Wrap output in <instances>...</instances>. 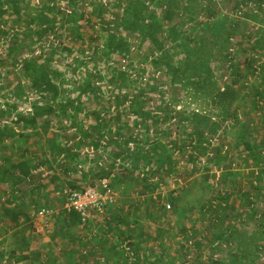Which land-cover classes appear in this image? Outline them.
<instances>
[{
  "label": "rangeland",
  "instance_id": "374dc122",
  "mask_svg": "<svg viewBox=\"0 0 264 264\" xmlns=\"http://www.w3.org/2000/svg\"><path fill=\"white\" fill-rule=\"evenodd\" d=\"M55 1L62 2V5L64 4L66 7L68 5L67 0ZM26 2L30 6L25 4L20 8L21 17L12 7L6 14L9 26H4V29L12 33L16 32L17 36H19V41L15 42L16 44L11 47L12 45L9 42L13 36L10 41L6 40L3 46L0 44L1 50L11 47L9 48L11 51L15 48L27 53H36V50L42 49L49 39V36L46 37L45 35L40 38L36 33L30 36L27 34L29 29L27 28L26 15L29 10L32 11V6L36 4V0H26ZM169 3L171 4L168 7L172 13L171 20H168L169 24L179 23L182 20L183 23H186L183 27L193 28L195 25L198 26L200 21L208 22L221 15L235 21L240 26L238 34L231 39L232 43L229 51L232 58L226 61H213L212 63L216 74L214 82L218 78V81L216 80L217 86L214 87L209 84L206 90L212 89L211 91H215L216 88L214 98L210 94L196 93L195 90L188 91L187 89L183 98H174L172 96L170 103L174 106L176 101L177 107L180 108L182 106L181 110L186 111L185 116H189V118H192V115L196 112L201 116L208 117L210 124L218 120L221 121L222 127L216 133L217 137H219L216 142L219 143L224 140H233L234 142L232 134L234 135V132L238 130L237 124L239 122L244 124L247 122L251 126V133L255 136L259 149L263 148L261 155L264 158V0H198V4L193 5V11H185L186 15L184 18L192 17L191 21L186 20V22L181 16L184 8L183 4L185 6L186 3H181L177 0H170ZM208 6L212 8L213 15H209L210 9ZM87 9L94 12L90 17H88L89 14L84 12V18L80 20L87 42L83 47L81 44L73 43V40L68 36L71 24L66 23V14L58 11L54 15L55 26L61 28L62 35H64L62 37L64 41L62 48L53 45L57 49L61 48V51L55 54V59L66 58L65 62L73 65L70 72L75 68L74 63L77 64L75 75L81 77L79 81L87 75L84 73L86 66L92 65L91 61L86 65H82V62L80 63L81 58L84 59L92 55L88 45L90 39L87 35L89 33L93 34L97 44L103 42L106 36L105 31L99 24L101 18L96 14L92 4H89ZM239 9L241 12H238ZM200 10L202 11L200 12ZM93 22L97 23L93 24ZM166 24L168 23L166 22ZM0 35L5 36L1 31ZM133 36L138 35L133 34ZM132 43L139 44L140 42L135 38ZM63 47L71 48L72 55H68V52ZM145 51L146 47L142 50H132L131 59H133L134 68L141 75L130 77L131 86L127 88L130 89L129 91L132 95L142 88L148 90L145 98L146 110L149 109L154 115L160 116L159 125L156 127L154 125L155 133L158 132L155 134V138L171 149L175 167L172 171L174 176L171 178L168 173L162 176L166 173L164 170L168 168L169 164L166 163L162 171V167L158 166L155 159H153V161L148 163V168L151 169L152 174L156 173L154 176H158L160 181L162 179L163 186H159L158 189L156 188L150 192L151 190L145 189L150 182L148 178L138 175V170L135 172L131 168L124 169L112 181L117 194V204L112 208L115 218H112L109 224L107 223L108 228L103 224L102 226L92 224L86 229H82L79 224L74 225L64 213L63 203L60 200L63 198L57 196V191L59 187L72 185L70 183L75 182L73 177L67 176L64 171L66 166L64 164L69 165V169L73 170L79 162L95 167V161L90 160L87 155V157H83L79 152V158L69 159L68 155L63 153L66 154V161H63V154L56 158L57 161H54L49 139L57 138V140H61L67 145V142L72 140L70 138L77 134L76 137L72 138L74 141L73 146L78 149L89 142L95 143L93 142L94 137H86L84 133H79L77 126H71L72 121L77 117V119L79 118L78 123L84 132H95L96 129L92 130V127L96 128L93 111L96 106L98 107L97 100H101V109L104 111L106 107L108 108L110 105L115 104L114 99L109 98L112 94L109 90L100 92L96 96L91 94V97L88 93H84L81 97V106L84 111L80 114L75 112L73 115L72 113L75 109L70 108L71 112L69 115H53L48 120L40 121L38 123L39 126L19 128V132L22 135H16L0 143V179L5 175L3 168L9 170V176H6V179L0 183V188H3V191L0 189V243L7 254L13 250H16V256L18 257L21 256L22 252L30 254V258L20 261V264H125L122 257L118 258V252L123 254L120 242L128 238L132 240L134 248L136 245L140 247L139 254L144 255L145 264L146 262L147 264H166L169 256L172 259L175 258L174 264H182L180 262H183L186 258L183 256V246L187 244V237L182 226L190 231L188 233L191 234L189 237L196 242L191 250L194 255L196 254L197 257H200L202 262H213L215 260L213 257L214 253L218 252L219 260L222 259L223 262L230 263L233 259L230 255H226V250L216 249L213 244L212 236L215 228L210 226L209 215H203L200 212L202 203L205 200H209L216 193L224 194L227 191L232 193V199L229 202H232L237 208L236 216L230 215L229 219L237 224L239 233L245 231L250 234L247 236L250 237L249 239L254 242L258 240L259 250L257 251L258 257L255 260V264H264V176L261 181L257 177L251 176L253 170H263L264 175V164L257 166L253 163L254 157H252L249 150L244 147L237 149L235 144L234 157L227 162L230 165H225L224 162L217 164L213 160L210 162L211 158H206L207 153H205L206 155L203 158L191 159L194 155L189 152L188 148H182L181 141L190 144L188 135L192 129L187 121H180V116L178 117V115L175 121L176 124L171 122L170 118L165 121L163 117L165 115L160 114L162 112L160 100L165 99L160 94L164 92L167 97H170L174 90L168 88L165 81L167 76H165L164 70L156 74L154 79H149L155 73V67H153L150 60H143ZM180 56L177 55V58ZM8 58L11 64L10 80H13L18 73V69L16 63L14 64L13 55L9 54ZM253 60L254 64L252 65ZM103 62L100 61L98 67L106 75L120 69L122 64L127 63L121 61V56L119 55L114 56L113 59L105 60V63ZM134 72L137 74V71ZM103 80L107 81L106 79ZM5 82L7 83L8 80H5ZM69 86L74 91L72 95L79 91V86L73 82H70ZM152 87H155V89H151ZM5 93L9 94V91H5ZM27 94V100L22 105V109L33 106L35 103L36 93L31 91ZM257 96L261 97L262 104L258 102ZM1 97L0 108L3 109V105L6 108V103L2 102L3 96ZM172 99L175 101H172ZM76 104L78 103L76 102ZM125 106H129L128 103L111 113L108 124H103L100 127L102 132L111 136L120 130V127L125 126L126 123L127 128L134 132L138 119L134 118L135 114L133 111H130L129 107ZM124 108L129 109L128 113L125 114L120 111ZM116 113L117 116L122 114V117L118 119ZM45 121L50 122V129L47 132H44L42 127V123ZM66 133L67 137L63 139V134ZM210 134H207V141L213 137ZM77 137L80 139H77ZM68 138L69 140H66ZM176 141L181 145L182 151H179L178 147H174V142ZM113 147L114 144L109 143L106 148L114 152ZM114 155L115 153L113 157H115ZM20 161H26L30 170H36L37 168L40 173L34 171L32 172L33 174L24 178L25 176H23L20 168L17 167ZM109 163L110 161L107 162V165L110 166L111 164ZM194 168L196 171L191 173ZM97 169L100 172L96 169H85L89 171V175L86 174V180L90 185L95 184L106 174L105 168L97 167ZM224 170H228V173L231 172V176L224 177ZM44 171L48 172V175L47 173L45 174V176L47 175L46 177L41 174ZM76 175L81 176V174ZM206 176L209 177L208 181ZM174 178H176L175 181ZM210 184L213 186L211 187ZM36 185L39 188L47 186L48 191H45L46 194H44V191H34ZM180 190L183 192V198H181L179 203H174L173 198L177 199L180 197V194H174H178ZM17 193H20L18 198H16L17 200L10 206L9 200ZM247 197L252 202L258 200L257 207L261 217L255 216L248 220L250 205L246 199ZM168 203L171 204V207H168ZM43 205L55 207L57 213L45 218L44 221H47L46 230L45 232H38L35 230L32 212ZM4 207L15 208V211L20 216L19 219H12L15 216L13 214L4 216ZM109 226H115V228L112 230ZM252 236H255V238ZM48 237L49 241L45 239ZM222 242L226 244L227 248L228 246L237 248V245H232L228 242V239H223ZM238 242L244 243L242 239ZM86 248L88 249V254L84 255L82 250ZM33 251L40 253L39 258L33 256ZM157 252H164L168 256L157 259L156 256L159 255L156 254ZM12 257L16 259L14 256ZM215 257L218 258V255L216 256L215 254ZM1 258L0 255V262ZM100 258H104L105 262L102 263ZM187 258L190 259L188 256Z\"/></svg>",
  "mask_w": 264,
  "mask_h": 264
},
{
  "label": "trees",
  "instance_id": "16d2710c",
  "mask_svg": "<svg viewBox=\"0 0 264 264\" xmlns=\"http://www.w3.org/2000/svg\"><path fill=\"white\" fill-rule=\"evenodd\" d=\"M177 1L186 3L185 6L183 4L184 8L181 12L182 19L186 15L185 11H193V5L198 4V0ZM67 2L68 6L71 8L70 12L65 10L62 11L58 5L59 2L55 0H36V4L32 6V11L29 10L26 15L27 28L29 29L27 34L30 36L36 33L38 37L42 38L44 35L48 37L49 32L53 31L55 35L60 38L61 43L58 46L62 48V43L64 42L62 37L64 35H62L63 32L61 28L55 29L57 26H55L56 22L54 20V15L58 11H61V13L67 16L66 23L71 24L68 36L73 40V43L81 44L83 47L87 42L86 34L81 28L82 25H80V20L84 18V12L89 14L88 17L92 15L94 11H89L87 9L88 5L92 4L96 14L101 18L100 23H98L105 31V39L100 44H97L93 34L89 33V35H87L90 39L88 45L90 46L92 55L86 57L87 59L84 58L85 60L81 58L80 63L82 62V65H86L91 61L92 65L86 66V71L84 73L87 75H84L85 77L79 81L81 77L75 75L77 64L74 63L75 68L70 72L73 65L67 64V62H65L66 58L60 57L55 59V54L60 52L61 48L57 49V47L50 45L48 47H43L38 54L19 51L15 48L12 51L9 50V48L16 44L15 42L19 41V36H17L15 32L12 38L13 41L11 40V43L9 42L12 46L9 47L8 44V49H0V98L3 96L4 103H6V108L0 110V143L16 135H22L19 132V128L39 126L38 123L40 121L48 120L53 115H69L71 112L70 108L75 109L72 113L73 115L75 112L80 114L84 111L81 106L82 95L88 93L91 97V94L96 96L98 93L103 92L102 86L97 84L96 79H106L109 84L117 87L118 93L114 99L116 108L119 109L122 105L128 103L129 106L125 107H129L130 111H133L135 114L134 118H137L138 123L144 126L141 136L138 135L134 137L131 129L127 128V123L110 136L109 143L114 144L115 157L129 158L132 161L131 169L138 170V175L140 172H143L146 176L145 178L149 180L156 175V173L152 174L151 169L148 168V163L153 161V159H155L158 166L162 167V171L164 169L163 166L166 163L169 164V166H167L168 168L164 170L166 173L162 176L167 173L173 175L174 173L172 171L175 167L172 160L171 149L149 134V128L151 126L154 127V125L155 127L158 126L161 119L159 115L156 116L149 109L146 110L145 98L148 90L142 88L132 95L129 91L130 89L127 88L131 86V79L129 78L132 77V71H137V75L139 74L138 76L141 75L140 72L134 68L133 59H131V47L135 45L138 50H142L146 47L143 60H150L153 67H155V73L152 74L149 79H154L158 70H164L165 76H167L165 80L166 84L170 90H174V93L171 94L170 97H167L164 92L160 94V96L165 98L164 100H160V109L162 111L160 114L165 115L163 116L165 121H168V119H171L173 116L177 117L178 115V117L180 116V121H187L189 123L188 125L191 127L192 131L188 135V141L194 148V151L191 152L194 156H192L193 158L191 159L197 160L200 157L203 158L209 149L204 144L207 139V134L211 133V136H216V133H218V130L222 127L221 121L218 120L210 124L208 122V117L201 116L196 112H194L192 118H189V116H185L186 111L181 110V108H183L182 106L178 108L177 102L174 99H172V101H175L174 106H172L170 101L172 96L174 98H183L187 89L188 91L195 90L196 93L210 94L214 98L216 95V88L215 91H211L212 89L206 90L209 84H212L214 87L217 86L216 80L218 81V78H216L214 82L216 74L212 63L213 61H226L232 58L229 48L232 43L231 39L239 32V24L221 15L208 22L200 21V24H198V26L195 25L193 28L183 27L186 23H183L182 20L179 23L174 22L169 24L168 20H171L172 17V13L168 7L169 4H171L169 3L170 0H109L107 4H104L101 0H67ZM150 2H153L152 8ZM25 4L29 5L26 0H0L1 32L4 34L10 32L4 29V26H9L8 18L6 17L9 9L12 7L14 11L20 15V8ZM165 6H167L168 9L167 7L164 8ZM208 8L210 9L209 15H213L212 8L209 6ZM201 11L202 10H200V12ZM111 15H114L112 20L109 19ZM191 18H184L183 20L184 22H186V20L191 21ZM166 22L169 25L166 24ZM96 23L97 22H93V24ZM199 29L201 30L199 31ZM133 34H137L138 36H133ZM135 38L139 40V44L132 43V41H135ZM63 48L68 52V55H72L71 48V50L68 47ZM9 54L13 55L15 60L14 64L16 63L18 69V73L13 80H10L11 64L9 63ZM116 55L121 56V61H126L128 59L127 63L122 64L120 69L110 72V74L106 75L102 73V70L98 67V63L100 61H104L103 63H105V60L113 59ZM177 55L181 56L177 58ZM253 64L254 60L252 61V65ZM124 65H126L125 68ZM5 80H8V82L6 83ZM70 82L79 86V91L74 95H72L74 92L72 87L69 86ZM158 83L160 84V82ZM151 89H155V87ZM5 91H9V94H6ZM31 91L36 93V100L32 106L33 111L28 113L22 109V105L27 100V93ZM76 102L78 104H76ZM97 102L98 107L96 106L93 111V116H95L96 120V128L92 127V130L96 129L95 132H84L81 125L78 123L79 118L77 119V117L74 118L71 125L77 126L79 133H84L86 137H94L93 142H95L96 146L99 145L98 142L105 135V133L100 130V127L103 126V124H108L111 115V105L108 108L106 107L104 111H106L107 115L103 116L102 112L104 111L101 109L102 102L101 100H97ZM129 109L124 108L120 111L126 114ZM117 117L120 119L122 114H118ZM237 125L238 130L234 132V135L232 134L234 142L233 140H224L213 148L215 158L213 157L212 159L211 156H207L206 158H211L210 162L213 160L217 164L224 162L225 165H230L229 163L227 164V162L233 159V151L235 148L244 147L247 148L252 157H254L253 163L257 166H262L264 164V158L261 155V150L263 148L259 149L258 142L251 133V126H249L247 122L245 124L239 122ZM42 127L44 128V132H47L50 129V122L45 121L42 123ZM157 133L158 132H156V134ZM76 136L77 134H74L72 137ZM63 137V139H65L67 133L63 134ZM72 137L70 139H73ZM66 140H69V138ZM130 141L136 142L135 149L133 150L129 147ZM49 142L54 161H57L56 158L63 153H66L69 159L80 157L78 152L73 151L72 147L67 146L65 143L61 142V140H57V138L49 139ZM181 143L183 149L188 145L186 142L183 143L181 141ZM175 146L178 147L177 149L179 151H182L178 141L174 142V147ZM64 165H66L64 171L68 173L70 170L69 165ZM17 167L20 168L25 178L32 174V170H30L26 161L18 162ZM3 171L5 175L0 179V183L6 179V176H9V170L7 168H3ZM195 171L196 169L194 168L191 173ZM227 171L224 170V177L231 176V172L228 173ZM208 176H206L207 181L209 178ZM251 176H255L261 181L264 176L263 170H253ZM151 181L153 180H150L149 184L145 187L146 190H151L150 192L159 188V182L163 183L162 179L161 181L159 180V182ZM72 186L78 185L72 184ZM210 186L212 187L213 185L210 184ZM16 188L18 189V187ZM60 188L61 187L58 189L60 190ZM0 189L3 191L2 187ZM19 194L20 193L14 194V197L9 200L10 206L15 203ZM179 194V198H173L174 203H179L181 198H183V192L181 190L178 194L174 195ZM215 199L216 201H213ZM230 199H232V193L229 191L224 194L216 193L215 196L202 203L200 212L203 215H209L210 226L215 228L212 236L213 241L228 239V242L232 245H237V248L231 246L226 248V255H230L233 260L230 263L226 261L223 262L222 260L221 264H255V260L258 257L257 251L259 250L258 240L254 242L252 239H249L250 237L247 236L250 234H247L245 231L239 233L237 224L229 219V216L235 215L237 210L235 205L229 202ZM246 199L250 205L249 220L259 214V209L257 207L258 200L252 202L249 197ZM15 210V208L4 207V216L13 214L15 216H12V219L18 220L20 216ZM64 213H66L74 225L78 224L79 215L77 211H64ZM113 218H115V216H113ZM115 226H109V228L113 230ZM183 227L184 226H182V229L185 231L184 234L189 236L188 229ZM252 237L255 238V236ZM240 239H242L244 243L238 242ZM139 248L140 247L136 245L135 249L138 254ZM183 249L186 250L187 248L183 247ZM6 254L7 252L0 250L1 260ZM118 254V258L122 257V260H124V254L120 252H118ZM156 254H159L156 256L157 259L166 255L168 256V254L164 252H157ZM8 255L10 257L14 256L19 262L30 258V254L23 252L20 257L16 256V250L8 252ZM39 255L40 253H38V251H33V256H35V258H39ZM186 255L187 252H183V256L186 257ZM174 263L175 258L172 259V257L169 256L166 264ZM180 263L183 264V262ZM204 263L205 261L202 262L198 256L195 257L193 264ZM214 263L217 264L218 262L214 261ZM205 264L210 263L207 262Z\"/></svg>",
  "mask_w": 264,
  "mask_h": 264
},
{
  "label": "built area",
  "instance_id": "2783aa9c",
  "mask_svg": "<svg viewBox=\"0 0 264 264\" xmlns=\"http://www.w3.org/2000/svg\"><path fill=\"white\" fill-rule=\"evenodd\" d=\"M39 1V0H37ZM104 4H107L109 0H101ZM252 2V1H251ZM151 8L153 7V2H150ZM60 9L63 11L70 12L71 8L67 5V7L60 2L59 4ZM165 6L164 8H166ZM238 12H241L239 9ZM114 18V15H111L109 17L110 20ZM56 27L55 29H57ZM5 36L0 35V44L3 46L6 40L10 41V38L14 36V33L9 32L8 34H4ZM49 39L47 40L46 44L44 47H48L50 45L58 46L60 45V38L55 35L54 32L50 31L48 34ZM1 49V48H0ZM132 50L136 49V46L133 45L131 47ZM41 49L39 48L36 50V53H40ZM127 60H124V63H126ZM126 65H124V68ZM160 73V70H158L157 74ZM132 77H137L136 72L132 71ZM97 84L101 85L103 88V91L109 90L110 93L112 94L109 98L115 99L116 94L118 93L117 87L114 85L109 84L107 81L103 79H96ZM2 100V99H1ZM257 100L260 104L263 103L262 99L260 96H257ZM4 102V100H2ZM3 108L5 106L3 105ZM111 112L110 114L115 111L117 108L113 104L111 107ZM2 108H0L1 110ZM23 110L27 111H33L32 106H29L27 108H23ZM103 116H106L107 113L106 111L102 112ZM176 116H173L171 118V122L176 123ZM186 122V121H183ZM177 124V123H176ZM144 126L141 123H138L136 125V128L133 132L134 137H137L138 135L141 136V132L143 131ZM71 131V130H70ZM176 133V132H175ZM149 134L152 137H155V129L153 126L149 128ZM77 139H80L77 137ZM219 137L213 136L212 138L206 139L205 141V146H207L208 152L207 156H211L212 158L214 157V147L218 146L220 143L216 142L218 141ZM109 140H110V135L106 134L104 135L103 138L99 141V145L96 146L95 143H87L85 146L82 148H77L73 146V139L67 142V145L73 148V151L79 152L80 154L83 155V157H89L90 160L95 161L96 167L100 168H105L106 174L102 176L95 184L88 185L86 187H80V186H72V185H66L62 187L60 190L57 191V196L63 198V208L65 211H72L75 210L77 211L79 215V226L82 229H86L88 226L92 224H99L102 226V224L108 228L107 223L109 224V221L113 218V213H112V208L113 206H116L117 204V194L115 191V188L112 184V181L117 177V175L122 172L124 169L131 168L132 161L129 158L125 157H113L114 152H111L110 149H107V145H109ZM135 141H130L129 142V147L133 150L135 149ZM186 148L189 149V152H193L194 148L192 147L191 143L186 146ZM87 155V156H86ZM115 156V155H114ZM62 157H64L63 161H66V154H63ZM111 157V160H110ZM110 161L109 164L110 166L107 165V162ZM89 165H84L81 162L75 165L74 169L71 170L75 172L76 174H82L85 169L88 170ZM140 175L143 176L144 178L146 177L143 172H140ZM171 178L174 176V174H170ZM176 178H174L175 181ZM150 180L153 181H158L159 182V177L154 176ZM159 186H163V183L159 182ZM213 201H216L213 200ZM218 202V200H217ZM168 207H171V204L168 203ZM57 213V209L51 205H43L37 210H34L32 212V218L35 223V230L38 232H45L46 227H47V221L45 222V218L52 216L53 214ZM258 217H261V213L256 215ZM44 223V224H42ZM42 224V225H41ZM188 233L190 231L188 230ZM191 234H189L190 236ZM185 236V235H183ZM189 236L187 237V244L186 247L187 249L184 250V252H187L186 258L183 261V264H193L194 259L196 254L194 255V252L191 250V248L194 247L196 244L195 240L192 241L193 238H190ZM185 238V237H184ZM214 246L216 249H221L222 251L226 250V244H224L222 241L216 240L213 241ZM120 247L122 249V252L124 254V261L125 264H143L144 263V255H140L137 253L136 249L134 248L132 244L131 239L127 240H122L120 242ZM0 250H3V246L0 243ZM83 254L86 255L88 254V249L82 250ZM155 251V250H154ZM161 253V252H160ZM218 255V258L215 257ZM187 256L190 258L188 259ZM213 257L215 258V262H218L217 264H221L222 259L219 260V254L218 252L214 253ZM98 259V257H97ZM101 262L104 263L105 260L104 258H100ZM209 261L208 263L212 264L214 263ZM0 264H20L19 261L14 259L13 257H10L8 254L1 260ZM215 264V263H214Z\"/></svg>",
  "mask_w": 264,
  "mask_h": 264
},
{
  "label": "crops",
  "instance_id": "0c3cea01",
  "mask_svg": "<svg viewBox=\"0 0 264 264\" xmlns=\"http://www.w3.org/2000/svg\"><path fill=\"white\" fill-rule=\"evenodd\" d=\"M90 169H96L98 172H100V170L99 169H97V167H96V165H95V167H92L91 165H89V168H88V170H90ZM38 169L36 168V170L35 169H32V172H37V173H40L39 172V170L37 171ZM135 172H136V170H135ZM47 173V175H48V172L47 171H44V172H41V174H42V176L43 177H46L45 176V174ZM33 174V173H32ZM84 174H85V176H84ZM89 175V171H84L82 174H81V176H77L76 175V173L75 172H73V171H71V169L69 170V172L67 173V176L68 177H73L74 179H75V182H71L70 184H76V185H78V186H80V187H86V186H88L89 185V183H88V181L86 180V178H87V175ZM25 178V177H24ZM30 181V180H29ZM47 185V184H46ZM34 191H44V194H46V192L45 191H48V188H47V186H45L44 188H39V187H37V185L34 187ZM43 194V193H42ZM52 194H54V193H52ZM61 201H62V203H63V200L61 199ZM35 232V231H34ZM47 241H49L50 239H49V237L48 238H45ZM48 259V258H47Z\"/></svg>",
  "mask_w": 264,
  "mask_h": 264
},
{
  "label": "bare ground",
  "instance_id": "6f19581e",
  "mask_svg": "<svg viewBox=\"0 0 264 264\" xmlns=\"http://www.w3.org/2000/svg\"><path fill=\"white\" fill-rule=\"evenodd\" d=\"M224 204V203H223ZM218 205V204H217ZM220 207V206H219Z\"/></svg>",
  "mask_w": 264,
  "mask_h": 264
}]
</instances>
